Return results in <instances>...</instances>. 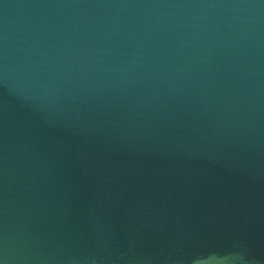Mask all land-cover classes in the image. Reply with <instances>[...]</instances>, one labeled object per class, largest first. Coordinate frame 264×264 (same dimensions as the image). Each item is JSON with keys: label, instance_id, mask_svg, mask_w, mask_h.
<instances>
[{"label": "water", "instance_id": "95a60500", "mask_svg": "<svg viewBox=\"0 0 264 264\" xmlns=\"http://www.w3.org/2000/svg\"><path fill=\"white\" fill-rule=\"evenodd\" d=\"M0 264H264V0H0Z\"/></svg>", "mask_w": 264, "mask_h": 264}]
</instances>
